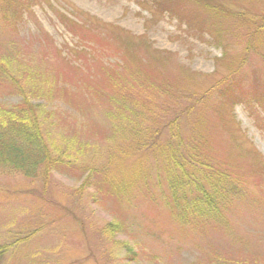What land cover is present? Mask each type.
I'll return each instance as SVG.
<instances>
[{"label":"rangeland","instance_id":"obj_1","mask_svg":"<svg viewBox=\"0 0 264 264\" xmlns=\"http://www.w3.org/2000/svg\"><path fill=\"white\" fill-rule=\"evenodd\" d=\"M204 1L226 8L230 18L214 19L201 4L185 0L173 5L192 19L189 28L186 18L151 16L147 0H18L15 16L0 19V104L21 100L6 80L8 60L16 68H37L41 91L25 75L19 82L40 105L44 137L62 148L69 139L94 144L86 153L93 150L102 162L110 138L108 106L90 87L102 88L105 77L99 63L87 70L61 58L68 47L90 44L99 61L122 63L125 73L144 63L172 82L181 107H190L181 116L183 138L200 134L193 140L199 164L185 163V179L201 181L213 198L229 197L226 205L212 198L207 220L191 210L184 219L165 184L166 167L154 156L142 161L136 181L120 197L97 181L82 185L86 173L77 164L51 170L46 181L0 165V264H264V109L251 96L254 83L264 84V30L248 41L242 34L255 30L249 21L263 17L264 0ZM214 28L221 33L218 43L210 34ZM229 74L241 79L240 101L205 94ZM114 154L120 167L110 170L131 176L139 160ZM217 168L221 173L207 176Z\"/></svg>","mask_w":264,"mask_h":264},{"label":"trees","instance_id":"obj_2","mask_svg":"<svg viewBox=\"0 0 264 264\" xmlns=\"http://www.w3.org/2000/svg\"><path fill=\"white\" fill-rule=\"evenodd\" d=\"M147 1L150 2L153 10L151 16L166 12L168 15L177 17L180 22H185L184 18H186V26L188 28L191 26L189 19L190 21L192 19L186 16L183 11H178L177 7L174 6L178 0ZM185 1L191 2L193 5L196 4V6L201 4L203 11L214 19L218 15L230 18V12L226 8L213 5L209 1ZM17 4L18 0H0V19L13 18L18 11ZM256 21H249L251 25H255V30L244 29L242 31V34L247 38L246 41L264 30V15ZM213 32H210L211 37L215 43H218L220 30L214 28ZM91 46L85 44L82 48L80 46L68 47L65 56L61 59L66 60L67 63H71L76 68L84 67L87 70L89 63H99V71H102L105 77V86L99 89L90 87V90L108 106L105 110V116L110 125L105 128V133L110 138L104 146L106 160L98 162V157H96L98 153L93 150L86 153L88 149H94V144L80 143L77 139H69L68 144L66 143L65 147L62 148L58 147L54 140L44 137V124L40 121L37 111L40 105L32 104L27 95L29 92L19 82L25 75V82L33 84L34 90L39 92L42 89L40 86L38 87L37 83L41 72L39 73L37 68L30 69L29 66L13 67L10 64V59L8 65L3 64L4 68L10 70L6 75V80L9 87H12L21 96V100L12 105L0 104V165H6L26 178H41L46 181L51 170L60 171L62 167L67 168L72 164H77V167L79 165L80 170L86 173L82 185L97 181L105 186L103 189L105 193L112 197H120L124 196L130 187L128 182L136 181L137 175L140 174L142 161L149 163V156L159 157L166 167L165 184L175 205L174 208H180L178 210L182 214L180 216L188 219L187 216L191 210L193 214L197 213L203 216L205 220L209 219V215L214 210L213 199H217L218 203L226 205L229 197L219 193L223 196L213 198L210 192L203 187L201 188V181L185 179L190 177V173L184 169L185 163L199 164L194 160L197 154L193 140L200 134H195L192 131L185 139L182 135L181 116H187L190 113V107H181L179 104H181L182 96L175 93L176 89L172 82L168 78L147 71L144 63H140L139 67H133L128 73H125L126 66L122 63L109 65L99 61L97 52ZM247 48L254 50L251 43L247 44ZM56 51L61 53L60 50L56 49ZM0 72L5 73L1 66ZM15 72H20V75ZM240 80L239 77L231 74L226 75L221 81L206 89L205 94L218 92L219 97L230 104L240 101L243 94ZM46 81L47 85L52 83L48 80H44V83ZM252 89V100L264 109V84L254 83ZM61 91L58 90L59 93ZM46 92L51 98L53 93L49 88L46 89ZM31 95L37 96L33 93ZM74 97L75 99L70 100L75 101L78 98L75 95ZM187 98L188 101H191L190 97L187 96ZM195 143L199 145L197 141ZM115 150L124 159L133 156L135 161L139 160V166L134 167L135 171H132L131 176H125L121 173V177H118L116 172L110 170V166H112L115 171V164L116 167H120L112 159ZM57 153L58 155L55 156L54 154ZM87 154H91L94 160L89 162L81 160V157L86 158ZM134 155H138V157ZM135 161L132 163L135 164ZM202 164L201 162L200 165ZM178 170L183 172H177ZM219 173L221 171L217 168V170L208 173L207 176H212V179ZM205 183L210 184L208 178H205ZM214 187L215 184L212 185V188Z\"/></svg>","mask_w":264,"mask_h":264}]
</instances>
